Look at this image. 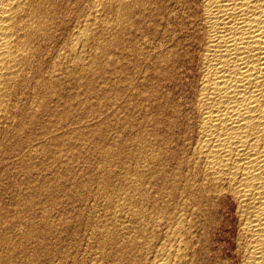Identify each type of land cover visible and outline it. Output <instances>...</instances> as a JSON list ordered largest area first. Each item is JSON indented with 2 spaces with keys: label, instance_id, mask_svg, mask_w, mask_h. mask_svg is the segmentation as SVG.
Instances as JSON below:
<instances>
[{
  "label": "bare ground",
  "instance_id": "1",
  "mask_svg": "<svg viewBox=\"0 0 264 264\" xmlns=\"http://www.w3.org/2000/svg\"><path fill=\"white\" fill-rule=\"evenodd\" d=\"M110 15L115 16L116 22L110 23V18H112L108 17ZM108 18L110 21H107ZM145 18L147 20H143ZM142 20L145 21V24L146 21L148 22L146 32L150 34L153 40L155 37L157 38L159 29L157 27L160 26L163 30L162 39L160 40L158 37L159 41L155 38L156 43L153 41L154 43L147 44L149 46L147 49L145 48V52L136 47L135 50L133 49L137 61L140 62L141 59L149 61L150 70L161 85L159 87L171 91L169 88L176 82L179 71L187 66L189 60H191L190 65L193 68L192 78L187 85L189 86L187 95L177 98L169 92L161 91L164 93L161 95L158 91L159 88L154 87L155 82L152 85L148 76L149 79L140 82H143L142 88L139 89L138 85L133 83L130 93L126 92L128 91L127 88L126 91L124 90L131 100L142 97L147 105H149L148 102H151L153 110L159 114V120H157L158 118L147 119V115V120H145L148 121V125L152 126V129L149 128L151 132L147 133L148 135L144 133L139 135V133L131 131L132 135L135 134L131 139L137 154L135 159L138 163L136 161L135 163L138 165L133 169L131 168L132 170L126 169L128 172L122 183L124 188L120 190L114 188L118 191H112V193L116 192V197H111L115 193L108 196V193L113 190L111 189L114 186L113 176L112 179L107 176L108 179L113 180L112 186L109 188L111 190L108 193L105 192L106 189L108 190V183L110 182V180L108 183L106 182L107 178L101 182L102 188H98H101L100 191L102 192L99 194H105L104 197L106 198L103 200H106L107 205L104 202L102 206L97 205L98 208H94L93 202V205L90 206L93 207V210L88 209L90 212L88 214H93V217L97 215L100 218L96 225L90 221L93 222L91 225L95 228L91 240L96 239L98 244L97 250L95 249V252L92 250L94 253L91 252L95 259L93 261L89 258L91 262L93 261L90 264H100L101 260H98L104 255L103 250L108 251L106 250L107 246H109L110 252H106L108 254H105L104 259L111 264H207L209 262L206 263L205 260L208 261V256L206 259L204 254L209 251L206 249V244L211 233L220 224L218 214L222 206H230L234 214L236 232L233 241V255L238 264H264V0H0V264H53L56 261L55 258L58 256L55 257L53 251L58 250L57 245L52 243L55 247L53 245L51 247L45 242L37 241L40 239L37 236V230L43 231V228H47H41L40 225L43 220L38 223L39 225L35 224L33 215L35 213L29 215V220L27 218V226L24 224L26 231L24 229V232L20 231L23 228L21 221L24 212H26V206L33 201L31 192L36 194L49 186L43 188L44 186L38 185L40 187L32 189L29 191L30 194L28 192L26 196L22 192L24 190L19 188L16 177L20 171L24 172V168L28 171L33 169L31 162L38 152V149H35V145H37L36 141L34 143L35 139L38 140L41 136L42 138L47 137L50 141H54V144L60 146L58 141H61L63 135L67 134L63 130L61 132V129L66 128L64 127L65 120H69L68 117H70L68 107L70 108V102L75 97H72L73 93L70 95L72 89H69V82L73 83L74 81L77 84L84 79L83 82L88 83L90 77L96 75L95 72L99 71V74L103 71L98 70L103 66L99 64L102 61L101 58L103 57L104 59H102L105 60L109 57L103 54L111 47L120 44L119 34L118 36L114 35L116 36L115 40L108 38L102 41L101 34H106L103 31L120 32L123 28V31L128 32L130 28L132 38L134 36L132 33L138 32L141 35L140 33L145 32V29L140 32L141 28H138ZM125 27H128V30ZM149 34L145 35L149 36ZM128 37H125V40L128 41ZM129 41L132 42L131 39ZM128 42L124 43L125 46H129L130 43L128 44ZM128 46L126 48L129 49ZM119 48L121 47L119 46ZM120 53L118 51V56ZM124 54L126 53L120 55L124 56ZM120 57L118 59L121 63ZM134 58L133 62H126L135 63ZM99 60L101 61L98 63ZM141 62L143 63V61ZM128 67L126 66V68ZM135 70L138 69L135 68ZM104 72L107 71L100 73V76L101 74L105 75ZM132 76L130 77L132 78ZM141 76L142 74L138 77ZM180 76L182 77V75ZM72 79L73 81H70ZM132 79L133 81L137 80V78ZM177 81L179 83V79ZM109 86L111 85L107 87ZM88 89V92L93 93L94 96L104 95V88L100 89L93 86ZM115 89L112 91L115 95L114 106L119 101V99L116 101L115 97L125 95L118 88ZM108 95L105 97L107 98ZM78 98L72 102L76 100L77 103ZM80 98L81 104L83 100L81 101ZM84 101L86 102V100ZM139 104L141 103L138 102L136 106L130 104V106L144 107V105L139 106ZM121 105H117L120 108L119 112L122 110ZM105 107L107 108V106ZM147 107L145 108L147 109ZM112 108L114 109V107ZM127 108L132 111L131 108ZM135 108L132 109L135 111ZM115 109L117 110V108ZM109 111L111 112L112 109ZM152 113L154 112H151V115ZM153 116L155 117V115ZM98 119L99 116L96 120ZM91 120L93 121L92 118ZM135 121H140V118L138 117ZM79 122L76 121L77 124ZM142 122L144 124L145 121ZM69 123L68 125H70ZM59 124L60 126L63 124V128L60 129ZM83 124L85 125L84 122ZM94 125L96 124L94 123ZM136 126L133 128L130 126V128L139 132L137 129L141 127L135 129ZM55 127H58L59 131ZM70 127L72 128V126ZM80 127L82 126L80 125ZM84 127L82 131H84ZM54 128L57 132L66 134L55 135L53 133ZM86 128L88 130L90 127ZM86 128L85 131H87ZM100 128L97 127V130ZM74 129L72 128V130ZM144 129L146 132L147 126ZM79 130L81 131V129ZM93 131L95 130L93 129ZM37 133L41 134L38 138L39 134ZM60 133L58 134L60 135ZM143 134L148 137L142 136ZM68 135L67 137L70 136ZM79 135L81 134L79 133ZM70 137L73 138L74 135ZM99 137L101 138V135L96 136V139ZM78 138L80 140V136ZM65 139H62V142L66 141ZM55 140H58L57 143ZM100 143L103 145L104 142L101 141ZM120 143L121 141H119ZM38 145L44 147V144ZM49 145L47 144V148L44 147V149L51 148ZM130 146L131 144H129ZM129 147L128 150L131 152L130 149L133 147L130 149ZM40 148L39 150L42 149ZM124 148L127 151V148ZM120 152L115 154H121L122 152ZM44 153H42L43 156ZM125 153L124 159L128 151L126 155ZM77 154L74 153V157H77ZM109 154H111L110 151L109 153L102 152V156H99L103 161L109 162L114 153L111 156ZM114 156L116 157V155ZM121 157L123 156L120 155L118 160ZM127 160H125L126 163ZM132 160L134 161V158ZM120 161L124 162L122 159ZM30 163L32 167H30ZM105 163L107 164V162ZM25 164L29 166L27 167ZM121 166H125V164H121ZM121 169L123 173V168ZM95 171L100 173L101 170ZM106 173L104 172V174ZM99 178L102 177L99 176ZM151 183L156 186L155 193L160 195L158 198H161V203L152 205L153 207L149 211L147 204L153 195L149 196L151 192H147L149 189H146V186ZM150 187L155 188L154 186ZM72 190L71 194L74 192L73 188ZM88 194L87 192L86 198ZM70 196L72 197V195ZM96 197L93 196L94 200ZM81 211L83 212L84 209ZM149 212L153 216L149 215ZM85 213L87 215V212ZM46 215L49 217V214ZM97 216L95 217L97 218ZM42 217L44 215L41 216V219ZM68 218L70 217L68 216ZM44 220L43 226H50V223L48 224V221ZM86 221L85 223L89 222ZM78 223L80 224V221ZM35 225L41 229L38 227L36 230ZM49 226L48 229L51 228ZM93 228H91L92 231ZM54 229H50V235H56L54 233L58 229ZM60 229L59 232L61 233ZM77 229L79 231L81 228ZM53 230L54 233H52ZM68 230L71 231L70 228ZM158 231L162 233L159 232V235L163 236H161L162 242L159 238L158 241L161 243H157L158 245L156 244L157 246L154 247L152 244L155 242L150 244V241ZM59 232L56 233L59 234ZM72 233H68V235ZM62 234H66V238H68L67 231ZM90 235L91 232L88 236ZM58 238L56 235V239ZM49 240L48 244H50ZM58 240L60 241V239ZM53 241L55 242V240ZM65 241L61 239V242L64 243ZM155 241L157 240L155 239ZM94 243L93 245H96ZM47 246L53 251L48 250ZM68 246L70 245L68 244ZM64 247L62 252L59 251L60 253L64 254L63 251H66V247ZM69 249H67L68 253L70 252ZM75 253L72 254L78 256L79 252L76 251ZM64 256L67 257V254ZM74 260L73 264H83L84 261H87L83 259V261L80 259L82 262ZM60 262L62 261L59 260V264ZM72 262L73 260H71Z\"/></svg>",
  "mask_w": 264,
  "mask_h": 264
},
{
  "label": "rangeland",
  "instance_id": "2",
  "mask_svg": "<svg viewBox=\"0 0 264 264\" xmlns=\"http://www.w3.org/2000/svg\"><path fill=\"white\" fill-rule=\"evenodd\" d=\"M163 1H166V0H163ZM109 18L110 17H112V18H110L111 19V21H110V19L108 18L107 19V21H110V23H114V21L116 20L115 19V16L114 15H110V16H108ZM143 20H147L146 18L145 19H143ZM142 20V21H143ZM141 21V22H142ZM116 22V21H115ZM141 22H140V25L138 26V28L140 29L141 28V30H140V32H142L143 30L142 29H145V32H142V33H140L141 35H139L138 34V32L136 33V34H134V33H132L134 36L133 37H135V38H131V31H130V28H129V33L127 32V31H123V28H122V31H114V32H112V31H107V30H105V31H103V33L104 32H106V34L104 33L103 35L101 34V40L102 41H105V40H107L108 38L109 39H111L112 40V38H113V40H115L116 38V36H114V35H117L118 36V34H119V37H120V44H119V46L121 47V48H119V46L117 47L116 45H115V47L113 48V47H111L110 49H108L107 50V52L111 55H109L107 52L105 53V54H103V55H106V57H108V58H105V60H103L102 58H101V60H99L98 61V63L101 61V63H99V64H101V65H103V66H101V65H99V66H101L98 70H100V71H107L108 72V74H107V72H104L105 73V75H102L101 74V76H100V73H102V72H100L99 74H98V72H95V74L96 75H94V76H92V77H90V79H89V82L88 83H86V81H85V83L83 82L84 81V79H83V81L82 82H79V83H77V84H75L74 83V81H73V79L72 80H70V81H73V83L72 82H69V84H68V86H69V89H72V90H70V95H72V93H73V95H72V97H76L77 96V94H78V97L80 96H82L81 98H80V100L82 101L83 100V102L80 104V101H79V98L78 97H76V98H78L77 99V103H76V100L74 101V102H72L74 99H76L75 97L72 99V103L70 102V105L72 106H70V108L68 107V112H69V116L70 117H68L69 118V120L68 119H66L65 120V122H66V124H64L65 126L64 127H70V126H72V128L74 129V128H77V129H74V130H72V128L70 127H68L69 128V131H68V128L65 130V129H61V128H63V124L60 126V124H59V128L61 129V132H62V130H63V132L65 131V132H67V134H69L70 136H72L73 137V135H74V137H75V135H77L75 138L76 139H78V140H76L74 137L73 138H71L69 135V137H67V134L66 133H63V134H66V135H63L62 133H60V132H57V131H59L58 130V127H55V128H57V131H56V129L54 130V134L55 135H58V136H61V134L63 135V138H61L60 140L61 141H58L59 143H60V146L59 145H57V144H54L52 141H50L47 137L45 138V137H43L42 138V136H41V134L40 133H37V134H39L38 136H37V138L39 137V136H41V137H39V139L37 140V139H35L34 140V143H36L37 145L38 144H40V145H42V144H44V147L45 148H47V144L49 145V146H51V148L50 147H48V150H45L44 149V147H43V145L42 146H40L39 147V145L37 146V145H35V149H38L37 151V156H36V154H35V156L33 157V159H32V165H33V171L32 170H30L31 171V173H30V171H28V170H26V168H24V172L22 171H20V173H18V175H17V177H16V180H17V182H18V184H19V188L20 189H23L24 191H22L23 192V194L24 195H28V194H30V192L29 191H32V189H34V188H36V187H40V186H38V185H41V186H44L43 188H45V187H48V188H45V192L44 191H42V192H40L39 191V193H33V192H31L32 193V198H33V201L31 202V203H28L27 204V206H26V212H24V215H23V217H22V221H21V223L23 224H21L22 225V230H20L21 232L23 231L24 232V230L26 231V224H28V220H29V215H32L33 213H35V214H33L34 215V222H35V224H37V225H39L38 223H40V221L41 220H43V221H41V228L42 227H46L47 229H45V228H43L42 230L43 231H38L37 230V228L39 227V226H37V225H35V229L37 230V236H38V238H40L39 240H37V239H35V240H37V241H39V242H42V243H46L47 245H49V246H51V245H53L54 243V245H57L56 247H58L57 249V254L55 255V253L56 252H54L52 249L50 250L49 249V247H48V250H50V251H53V253H54V256L56 257V256H58V257H56L55 259H56V261H55V259H54V263L53 264H59V260H61L62 262H60V264H64L66 261V263L65 264H70L71 263V260H73V262L71 263V264H73L74 263V259H76V261H81L82 259L83 260H87V261H84V263L83 264H90V263H93V261H94V255H93V253L97 250L96 248H98V244H97V242H96V239H93V240H91L92 239V232H94V230H95V228H93V226L91 225V224H93V222H94V224L96 225L97 224V221H98V219L100 220V218H98V216L97 215H94V217H93V214H88V212H89V210L90 209H92L93 210V207L94 208H98V206L99 205H103L104 204V202H105V204H106V200H103L104 198H106V197H104V195L103 194H99V193H102L100 190H101V188H102V181H103V179L105 178H107L108 179V177L110 176V179H112L111 177L113 176L114 178H113V180H114V186H112V183H113V180H110V179H108L106 182L108 183V181L110 180V182L108 183V185H109V187H108V190L106 191L105 190V192L106 193H108L111 189H113V190H111L108 194V196H111V194H113V193H115L114 195H112L111 197H113V198H115L116 196V192L118 191V190H120V189H122V188H124V184H122L123 182H124V179L123 178H125V175H127V170L129 169V170H132L133 168H135L138 164H136L135 163V161H136V159H135V157H136V153H135V148L132 146V137H134L135 136V134L133 133V135L131 134L132 132H136V133H139V135H141L142 133H144V134H149V132H151L150 131V129H152V126L149 124H147L148 123V121L146 122V120L147 119H157V120H159V114H157L154 110H153V107H152V103L151 102H148V104L150 105H147L146 103V101H143L142 100V97H139V98H137V99H133L134 101H136L135 103H137L138 104V102L139 103H141V104H139V106L140 105H144V107H142V106H140V107H136L137 108V110H136V108L135 107H133V106H130V104L131 105H134L135 103H134V101L133 100H131V99H129V97H127V94L128 93H130L129 91L131 90V84H133L134 83V85H138V87H139V89L140 88H142V83H140L141 81H144V80H146V79H149L150 80V82L152 83V85L154 84L153 82H155V85H157V86H155L154 85V87H156L157 89H158V91L161 93V95L162 94H164V93H167V92H169L173 97H181V96H183V95H187V90H188V87L189 86H187L188 84H189V82H191V79L190 78H192V74L191 73H193V68H192V66L190 65V61L191 60H189V65H188V63H187V66L185 67V68H183V70L182 71H179V75L177 76V78L179 79V83H178V79L176 80V82H174V86L175 87H170L169 89L171 90V91H169L168 89V91L166 90V88H164V87H162V89L160 88L161 87V85H160V83H158V81L156 80V78H154V75H153V72H152V70H150V64H149V61L147 62L146 60H142L141 59V61H143V63L141 62H139V61H137V57H136V55L134 54V51H133V49L135 50V47L136 48H138L139 50H142L143 52H145L146 51V49L148 48L147 46H149V45H147V44H149V43H156L157 41H159V39L161 40L162 39V37H163V30L161 29V27L160 26H158L157 28H159L158 29V34H157V41H156V39L154 38V40L150 37V34L148 33V32H146L147 31V21H146V24H145V21H143L144 22V25H143V22H142V24H141ZM144 26H145V28H144ZM125 28H127V30H128V27H125ZM124 28V30H126ZM139 29H138V31H139ZM113 33V35L111 36V34ZM119 32V33H118ZM162 32V33H161ZM109 34V35H108ZM145 34H149V36L148 35H145ZM125 35V36H124ZM127 35H130L129 37L127 36ZM142 35H144V36H142ZM139 36V37H138ZM143 37V38H141V37ZM128 37V39L130 40L131 39V41L132 42H130L129 40V42L127 41V40H125L126 38ZM158 37H159V39H158ZM121 38H123V39H121ZM137 38H139L138 40H137ZM148 38H150V39H148ZM141 39V40H140ZM144 39H145V41H144ZM152 39V40H151ZM122 40H123V42H122ZM128 42V44H129V46L128 47H130L129 49L128 48H126L127 46H125L126 44H124L125 42ZM144 43H143V42ZM151 41V42H150ZM154 41V42H153ZM135 42V43H134ZM142 42V43H141ZM122 43H123V45H122ZM140 43H141V45H140ZM133 44V45H132ZM137 44H138V47H137ZM144 44V45H143ZM123 47H122V46ZM134 45H136V46H134ZM132 47V48H131ZM140 47V48H139ZM143 49H142V48ZM115 48H117V49H115ZM123 48H124V50H123ZM126 48V49H125ZM146 48V49H145ZM113 49V50H112ZM114 49H115V51H114ZM128 49V50H127ZM121 50V51H120ZM131 52H130V51ZM145 50V51H144ZM113 51V52H112ZM118 51L119 52H121L122 53V55H123V53L125 52L126 54H124V56H121L120 54H119V56H118ZM133 51V52H132ZM128 52V53H127ZM116 55H115V54ZM134 54L133 56H132V54ZM113 54V55H112ZM108 55V56H107ZM122 58H121V57ZM115 57V58H114ZM118 57H120V60H121V63H120V61H119V59H118ZM125 57V58H124ZM133 57H135L134 58V60H136V61H134L135 63H129L130 61L131 62H133ZM107 59V60H106ZM115 59V60H114ZM123 59V60H122ZM132 59V60H131ZM110 60H112L111 62H110ZM119 62H118V61ZM139 60V59H138ZM103 61H105V62H103ZM124 61V62H123ZM126 61H129V62H126ZM103 62V63H102ZM123 62V63H122ZM126 62V64H124ZM139 62V63H138ZM107 63H108V65H107ZM110 63V64H109ZM117 63V64H116ZM138 63V64H137ZM106 64V65H105ZM135 64V65H134ZM140 64V65H139ZM104 65H105V67H104ZM121 65V66H120ZM125 65V66H124ZM134 66V68H133V66ZM137 65V66H136ZM143 65V66H142ZM145 65V66H144ZM149 65V66H148ZM119 66H120V68H119ZM123 66V67H122ZM126 66H129L128 68H126ZM130 66H131V68H130ZM136 66V67H135ZM103 67V69H101ZM139 67H141V68H139ZM146 67V68H145ZM124 68H126V69H124ZM135 68L136 69H138L137 71L135 70ZM142 68H144V69H142ZM114 69V70H113ZM132 69V70H131ZM142 69V70H141ZM147 69H149L148 71H146ZM139 70H141V71H139ZM144 70V71H143ZM136 71V72H135ZM185 71V72H184ZM187 71V72H186ZM189 71V72H188ZM122 72V73H121ZM136 74H135V73ZM148 74H147V73ZM151 72V73H150ZM181 72V73H180ZM189 73V74H188ZM112 74V75H111ZM135 74V75H134ZM140 74H142V78L141 77H138ZM152 76H151V75ZM133 75V76H132ZM138 75V76H137ZM180 75H182V77L180 76ZM107 76V77H106ZM130 76H132V78H137V80H139V81H137L136 79H135V81H133V79L130 77ZM144 76V77H143ZM147 76L149 77V78H147ZM120 77V78H119ZM124 77H125V79H124ZM128 77V78H127ZM132 79H130V78ZM180 77V78H179ZM189 77V78H188ZM98 78V79H97ZM151 78H152V80H151ZM183 78V79H182ZM113 79V80H112ZM119 79V80H118ZM121 79V80H120ZM142 79V80H141ZM190 79V80H189ZM111 80V81H110ZM131 80V81H130ZM130 81V82H129ZM133 81V82H132ZM119 82V83H118ZM139 82V83H138ZM188 82V83H187ZM71 83V84H70ZM82 83H83V85H82ZM94 83V84H93ZM102 83V84H101ZM115 83V84H114ZM125 83H128V84H126L125 85ZM136 83H138V84H136ZM159 85H158V84ZM99 84V85H98ZM130 84V85H129ZM73 85H74V87H73ZM77 85H79V86H77ZM83 87H82V86ZM108 85H111V86H109V87H111V88H113V89H115V87H116V89L118 88L119 90H121V93L122 94H125L124 96L123 95H120V97L121 96H123V97H115V100L116 101H118V99H119V101L118 102H116V103H118V104H116L115 106H114V93L112 92V91H114L113 89H109V87H107ZM114 87H113V86ZM123 85H125L124 87H123ZM127 85H129V86H127ZM97 87V88H100V89H103L104 88V95H101V96H99V97H97V96H94V94L93 93H91L90 94V92H88L89 91V89L88 88H91V87ZM118 86H121L120 88L118 87ZM160 86V87H159ZM79 87V88H78ZM123 87V88H122ZM129 87V88H128ZM77 88V89H76ZM106 88V89H105ZM109 90H108V89ZM128 89V91H126L127 89ZM75 89V90H74ZM88 89V90H87ZM115 89V90H116ZM122 89H123V91H122ZM126 89V90H125ZM81 90V91H80ZM106 90V91H105ZM126 92H128V93H126ZM82 91H84V92H82ZM108 91V92H107ZM164 92V93H162V92ZM77 94H76V93ZM87 92V93H86ZM112 92V93H111ZM75 93V94H74ZM83 93V94H82ZM108 93H109V95H108ZM121 93H119V94H121ZM89 94V95H88ZM93 94V95H92ZM113 96H112V95ZM106 95H108L107 96V98L105 97ZM94 96V97H93ZM85 97H86V99H85ZM97 97V98H96ZM126 97V98H125ZM109 98V99H108ZM113 98V99H112ZM128 98V99H127ZM88 99V100H87ZM123 101H121V100ZM124 99H125V102L127 101V102H129V103H125L124 102ZM139 99H140V101H142V102H140L139 101ZM84 100H86V102L84 101ZM129 100V101H128ZM138 100V101H137ZM102 101V102H101ZM113 103H112V102ZM123 104H122V103ZM79 103V104H78ZM133 103V104H132ZM103 104H104V106H103ZM112 105V107H114V109L111 107V105ZM122 104V105H121ZM128 105L127 107H129V108H131L130 110H132V111H129V109L126 107V105ZM137 104H135L134 106H136ZM58 105H60V104H58ZM84 105H86V106H84ZM117 105H121V108H122V110H120V112H119V106L117 107ZM148 107H147V106ZM94 107V109H92L93 107ZM105 106H107V108L105 107ZM123 106V107H122ZM74 107V108H73ZM80 107V108H79ZM88 107V108H87ZM110 107V108H109ZM125 107H126V109H125ZM145 107H147V109L145 108ZM105 108H106V111H105ZM115 108H117V110L115 109ZM132 108H135V111L132 109ZM143 108V109H142ZM145 108V109H144ZM86 109V110H85ZM111 110L112 109V113L109 111V110ZM81 110V111H80ZM95 110V111H94ZM114 110H116V111H114ZM125 110V111H124ZM143 110H145V111H143ZM152 110V111H151ZM114 111V112H113ZM137 111V112H136ZM147 111V112H146ZM74 112H75V114H74ZM144 112H145V114H144ZM151 112H154V113H152V115H151ZM76 113H77V115H76ZM81 113V115H79ZM106 113V114H105ZM110 113H111V116H110ZM115 113V114H114ZM123 113V114H122ZM127 113V114H126ZM141 113H143V114H141ZM72 114V115H71ZM85 114V115H84ZM140 114V115H139ZM87 115V116H86ZM103 115V116H102ZM139 115V116H138ZM147 115H148V118H147ZM149 115H151V117H153V118H149ZM153 115H155V117L153 116ZM157 115V116H156ZM71 116H73L72 118H71ZM92 116V117H91ZM99 116V119L98 120H96L97 119V117ZM101 116V117H100ZM110 116V117H109ZM124 116H126V117H124ZM140 116H142V117H140ZM89 117V118H88ZM94 117V118H93ZM96 117V118H95ZM107 117V118H106ZM109 117V118H108ZM140 118V121H135L137 118ZM75 118H76V120H75ZM91 118L93 119V121L91 120ZM127 118H129V119H127ZM132 118V119H131ZM136 118V119H135ZM142 118V119H141ZM147 118V119H146ZM73 121H72V120ZM82 119V120H81ZM86 119H88L89 121H87ZM103 119V120H102ZM106 119V120H105ZM131 119V120H130ZM146 119V120H145ZM125 120V121H124ZM139 120V119H138ZM59 121V120H58ZM57 121V122H58ZM61 121V120H60ZM64 121V120H63ZM70 123H69V122ZM76 121L77 122H79L78 124L76 123ZM85 121H87V122H85ZM96 121V122H95ZM102 121V122H101ZM132 121V122H131ZM142 121H145L144 122V124H143V122ZM72 122V123H71ZM83 122L85 123V125L83 124ZM89 122H91L90 124H89ZM93 122V123H92ZM130 124H129V123ZM133 122H134V125H133ZM140 122H142V123H140ZM68 123L70 124V125H68ZM88 123V124H87ZM94 123L96 124V125H94ZM99 123V124H98ZM147 125H146V124ZM75 124V125H74ZM85 126H83V125ZM141 124V125H140ZM77 125H79V126H77ZM80 125L82 126V127H80ZM91 125V126H90ZM96 127H94V126ZM99 125V126H98ZM118 125V126H117ZM135 125H137L136 126V128L135 129H137V128H139V126L141 127V128H139V129H137V130H139V132L138 131H136V130H134V129H131L130 128V126H132V128H133V126H135ZM104 126V127H103ZM142 126H145V127H142ZM146 126H147V128H148V132L146 131V132H144V130H146V129H144V128H146ZM149 126V127H148ZM84 127V131H82V128ZM86 127H90V128H88V130H87V128ZM92 127V128H91ZM97 127L98 128H104V130H103V128L101 129H98L97 130ZM106 127V128H105ZM125 127V128H124ZM85 128H86V130L88 131H85ZM116 128V129H115ZM130 128V129H129ZM150 128V129H149ZM79 129H81V131L79 130ZM90 129H92V130H90ZM93 129L96 131H93ZM121 131H120V130ZM144 129V130H143ZM71 130V131H70ZM76 130V131H75ZM78 130H79V132H78ZM100 130V131H99ZM117 130V131H116ZM142 130V131H141ZM55 131H56V133H55ZM90 131H92V132H90ZM99 131V132H98ZM104 131V132H103ZM108 131V132H107ZM130 131V132H129ZM132 131V132H131ZM71 134H70V133ZM74 132H76V133H74ZM101 132V133H100ZM119 132V133H118ZM141 132V133H140ZM58 133H60V135L58 134ZM78 133V134H77ZM79 133L81 134V135H79ZM84 133V134H83ZM98 137V136H100L101 135V138L99 137V138H97L96 139V136L94 135V134ZM98 133H100V134H98ZM104 135V138H102V136ZM131 134V135H130ZM142 135V136H144V137H146L145 135ZM84 135V136H83ZM90 135V136H89ZM93 135V136H92ZM123 135V136H122ZM130 135V136H129ZM66 136V137H65ZM80 136V140H79V137ZM81 137H82V139H81ZM91 137V138H90ZM127 137V138H126ZM148 137V136H147ZM64 138H66L65 140L68 142L69 140H72V141H69L68 143L66 142V141H64V142H62L63 140H64ZM83 138H85V139H83ZM121 138V139H120ZM46 139V140H45ZM48 139V140H47ZM63 139V140H62ZM73 139H75L76 140V142H75V140H73ZM98 139H99V143H98ZM114 139H116V140H114ZM125 139V140H124ZM42 141V142H44V143H42V142H40V141ZM82 140V141H81ZM95 140V141H94ZM130 140H131V142H130ZM36 141V142H35ZM46 141V142H45ZM56 141V140H55ZM57 141H56V143H57ZM80 141V142H79ZM85 141V142H84ZM101 141H103L104 143H102L103 145H101ZM119 141H121V143L119 144ZM54 144H52V143ZM74 143L73 145H72V143ZM116 142V143H115ZM42 143V144H41ZM58 143V144H59ZM62 143V144H61ZM63 143H65L64 145H63ZM69 143H71L70 145H71V147H70V145H69ZM46 144V145H45ZM66 144H68L67 146H66ZM77 144V145H76ZM96 144V145H95ZM121 144H122V147H121ZM126 144V145H125ZM129 144H131V146L133 147H129ZM79 145V146H78ZM83 146V147H82ZM114 146V147H113ZM119 146H120V148H119ZM126 147L127 149V151H128V154H127V151H125V148L124 147ZM77 147V148H76ZM90 147V148H89ZM99 147V148H98ZM128 147H129V149L130 148H132V149H130V151L131 152H129V150H128ZM39 148L41 149V150H39ZM71 148H72V150H71ZM76 148V149H75ZM80 148V149H79ZM111 148H112V150H111ZM120 149V150H118V149ZM122 148V149H121ZM124 148V149H123ZM49 149H51V150H49ZM79 149V150H78ZM87 149V150H86ZM94 149V150H93ZM106 149V150H105ZM43 150H45L44 152H43ZM78 150V151H77ZM85 150V151H84ZM90 150V151H89ZM97 150V151H96ZM103 150H105V151H103ZM110 151V153L111 154H109L110 156L113 154V156H111L110 157V161L108 162V161H103L102 159H101V157L100 156H102V152L103 153H109V151ZM116 150H118L121 154H115L116 152L118 153V151H116ZM124 150V151H123ZM41 152V155H42V153H44L45 155L43 156H41L40 155V152ZM72 151V152H71ZM79 152L78 154H77V152ZM95 151V152H94ZM113 151V152H112ZM26 152V151H25ZM84 153V155H83V153ZM91 152V153H90ZM94 152V153H93ZM99 152H101L100 154H99ZM126 152V153H125ZM132 152H134V153H132ZM39 153V154H38ZM48 153V154H47ZM71 153H73V154H71ZM74 153H75V155L77 154V157H74L75 155H74ZM82 153V154H81ZM87 153V154H86ZM124 153H125V159H124ZM130 153V154H129ZM100 156H99V155ZM39 155V156H38ZM73 155V156H72ZM114 155H116V157L114 156ZM118 155V156H117ZM120 155H122L123 157H121V159H122V161H124V162H121L120 160H118L119 158L118 157H120ZM129 155H132V156H129ZM49 156V157H48ZM81 156H83V157H81ZM84 156H85V158H84ZM93 157H95V158H93ZM114 157V158H113ZM132 157V158H131ZM46 158V159H45ZM77 158V159H76ZM82 158V159H81ZM97 158H98V160H97ZM134 158V161L132 160ZM57 159V160H56ZM109 159V158H108ZM115 159H117V160H115ZM124 159V160H123ZM126 159H128L127 161V163L125 162V160ZM41 160V161H40ZM44 160V161H43ZM86 160V161H85ZM95 160H96V162H95ZM130 160V161H129ZM91 161V162H90ZM115 161H120V162H115ZM132 161H133V163H132ZM44 162V163H43ZM105 162H107V164L105 163ZM130 162V163H129ZM137 163H138V161H136ZM26 163V162H25ZM31 163L29 164L30 165V167H32L31 166ZM101 163V164H100ZM105 163V164H104ZM119 164V165H117V164ZM123 165V164H125V166H121V164ZM129 163V164H128ZM135 163V164H134ZM126 164H128V165H126ZM134 164V165H133ZM28 165V166H29ZM35 165H37V166H35ZM91 167H90V166ZM133 165V166H132ZM25 166H27L26 164H25ZM27 166V167H28ZM89 166V167H88ZM93 166V167H92ZM97 166H98V168H97ZM118 166V167H117ZM121 166V167H120ZM127 166H128V168H127ZM29 167V168H30ZM34 167H36V168H34ZM100 167V168H99ZM106 167V168H105ZM117 167V168H116ZM121 168H123V173L124 172H126L125 174H123L122 173V169ZM132 168V169H131ZM101 170L100 171V173H99V171H98V173L100 174H98L95 170ZM106 169H108V170H106ZM111 169V170H110ZM115 171H114V170ZM126 171H125V170ZM26 170V171H25ZM103 170V171H102ZM91 171V172H90ZM113 171V172H112ZM118 171V172H117ZM121 171V172H120ZM29 173V175H28V173ZM104 172L106 173V174H104ZM26 173V175H24ZM101 173H103L102 175H101ZM110 173H112V175H110ZM31 174V175H30ZM123 174V175H122ZM103 175H104V177H103ZM118 175V176H117ZM89 176V177H88ZM99 176L100 177H102V178H99ZM108 176V177H107ZM117 176V177H116ZM122 176V177H121ZM124 176V177H123ZM71 179V180H70ZM102 179V180H101ZM118 179V180H117ZM120 179V180H119ZM75 180V181H74ZM78 180V181H77ZM89 180V181H88ZM122 180V181H121ZM74 181V182H73ZM91 181H92V183H91ZM116 181V182H115ZM73 184H72V183ZM99 182V183H98ZM118 182H121V183H118ZM74 183H75V185H74ZM117 183H118V185H117ZM42 184H45V185H42ZM72 184V185H71ZM106 184V183H105ZM34 187H33V186ZM48 185V186H47ZM107 185V184H106ZM122 186V187H120V186ZM148 186H146L147 188L146 189H149V190H147V192H151V193H153V194H151L150 193V195L149 196H151V195H153V197L151 196L150 198H152L150 201H151V203H150V201L148 202L149 204H147L148 206V210L150 211V209L153 207V206H155V205H159L161 202H160V199L161 198H158V197H160V195H157L155 192H156V186L155 185H153L152 183L149 185V184H147ZM52 186V187H51ZM74 186V187H73ZM86 186V187H85ZM98 186V187H97ZM112 186V187H111ZM150 186H154L155 188L153 189V187H150ZM31 187V188H30ZM33 187V188H32ZM99 187H101L100 189H98ZM111 187V189H109ZM149 187V188H148ZM29 188V189H28ZM72 188L74 189V192L71 194L70 192H72L73 190H72ZM80 188V189H79ZM117 189L118 188V190H115V189ZM150 188H152V190H150ZM25 189H27V190H25ZM46 189H47V191H46ZM61 191H60V190ZM85 189H87V190H85ZM75 190H77L76 192H78L77 193V195H76V192H75ZM53 191V192H52ZM85 191H87L89 194H91V195H87V198H86V194H87V192H85ZM98 191H100V192H98ZM112 191H116V192H113L112 193ZM29 192V193H28ZM83 192V193H82ZM26 193V194H25ZM28 193V194H27ZM43 193V194H42ZM45 193V194H44ZM33 194H34V196H33ZM41 196H40V195ZM74 194V195H73ZM85 195V198H83L84 197V195ZM155 194V195H154ZM70 195H72V197L70 196ZM102 195V196H101ZM25 196V197H26ZM36 196V197H35ZM44 196V197H43ZM70 196V197H69ZM75 196V197H74ZM79 196V197H78ZM93 196H97L96 198H95V200H94V198H93ZM101 196V197H100ZM4 197H6V196H4ZM74 197V198H73ZM89 197H91V198H89ZM103 197V198H102ZM39 198V199H38ZM72 198V199H71ZM80 198V200H78V199ZM149 198V199H150ZM155 198H158L157 200L155 199ZM6 199V198H5ZM45 199V200H44ZM81 199H82V202H81ZM100 199H101V202H103V203H101L100 202ZM153 199H155V200H153ZM76 200H78V201H76ZM96 200H97V202H96ZM153 200V201H152ZM47 201V202H46ZM71 201V202H70ZM98 201H99V204H98ZM158 202V203H155V202ZM41 202V203H40ZM46 202V203H45ZM93 202H94V205H98L97 207L96 206H94L93 205ZM43 203V204H42ZM101 203V204H100ZM155 203V204H154ZM89 204V205H88ZM87 205V206H86ZM93 205V207H90V206H92ZM107 205V204H106ZM153 205V206H152ZM151 206V207H150ZM83 207V208H82ZM46 209V210H45ZM76 209H78V210H80V211H78V210H76ZM84 209V213L85 212H87V215H92V217H89V218H92L91 220L87 217V215H86V213L85 214H82L83 212L81 211V210H83ZM86 209V210H85ZM89 209V210H88ZM104 209H105V206H104ZM88 210V211H87ZM27 211H29L28 213H27ZM46 211H48V212H46ZM220 212H219V214H218V218L220 219V224L218 225V227L211 233V237H210V239L208 240V243L206 244V249H208L207 251H209L208 253H205L204 254V257H206V259H207V256H208V261L207 260H205L206 261V263L207 262H209V263H207V264H210V262H211V264L213 263V264H238V262H237V259L235 258V256L233 255V249H234V236H235V219H234V214H233V211H232V208L230 207V206H222L221 207V209L219 210ZM44 212V214H42ZM79 212V213H78ZM82 212V213H81ZM49 214L48 216L49 217H47V215L46 214ZM90 213V212H89ZM27 214H28V216H27ZM84 215L83 217L82 216H80V215ZM232 214V215H231ZM42 215H44V217H42V219H41V216ZM78 216V218H77V216ZM85 215H86V218H87V221H86V219H85ZM149 215H152L153 216V214H151L150 212H149ZM68 216L70 217V218H68ZM81 218H80V217ZM95 216H97V218L95 217ZM101 216V215H100ZM25 217V218H24ZM31 217H33V216H31ZM47 217V218H46ZM27 218H28V220H27ZM46 219V221H48V224L50 223V226L49 225H44L43 226V224H45V220L44 219ZM49 218V219H48ZM84 218V219H83ZM95 218V219H94ZM48 219V220H47ZM76 219H79V220H77L76 221ZM81 219V220H80ZM96 220V221H94V220ZM83 220H84V222H83ZM49 221H51L52 222V224H51V222H49ZM78 221H80V224H82V222H83V224L85 223V221L86 222H88L89 223V225H88V223H85L84 225L82 224V226H80V224L78 223L77 224V222ZM90 221H93V222H90ZM37 222V223H36ZM96 222V223H95ZM234 222V223H233ZM43 223V224H42ZM53 223H55V224H53ZM56 223H59L58 225H59V227H58V225L56 224ZM62 224V226H61V224ZM26 226H25V225ZM79 225V226H77V225ZM55 227H54V226ZM86 225H87V227H86ZM91 225V226H90ZM232 225V226H231ZM48 226L49 227H51V228H49L48 229ZM52 226H53V228H52ZM76 226V227H75ZM89 226H90V229H89ZM98 226V225H97ZM58 227V228H57ZM62 227V229H60ZM75 227V228H74ZM83 227V228H82ZM86 227V228H85ZM232 227H233V229H232ZM40 228V227H39ZM40 228V229H41ZM55 228V229H54ZM71 229V231H72V229H73V233L75 234L76 232V234L74 235L70 230H68V229ZM77 228H81L79 231H78V229ZM91 228H93V231H92V229ZM24 229V230H23ZM50 229H54V230H57L58 229V231H56V232H59V229H60V231H61V233L59 232V234L58 233H56L54 230H53V232L52 233H54V234H56L57 235V238H58V236H59V238L58 239H60V241L58 240V239H56V235H53V234H49V233H51L50 232ZM44 230H46V231H44ZM91 230V231H90ZM48 231V232H47ZM52 231V230H51ZM64 231H65V233H66V231H67V235H68V233L70 234V233H72L71 235H68L67 237L68 238H66V234L64 235V234H62V233H64ZM70 231V232H69ZM87 231V232H86ZM90 232H91V235L90 236H88L89 234H90ZM160 231H158L156 234H154V237H152L153 239H151V241H150V244H152V243H154V244H152L154 247H156L158 244L157 243H161L162 242V238H161V236L162 235H159L160 233H159ZM39 233H42V234H40L39 235ZM44 233V234H43ZM46 233V234H45ZM88 234V235H87ZM162 234V233H161ZM53 235V236H52ZM63 235V236H62ZM73 235H74V237H73ZM156 235V236H155ZM61 236H62V238H61ZM41 237H42V239H44V240H42L41 239ZM50 237H52V238H50ZM70 237H73V238H70ZM156 237V238H155ZM163 237V236H162ZM47 238V239H46ZM94 238V237H93ZM159 238H160V241H158L159 240ZM50 239V240H49ZM61 239H62V241L63 240H66L67 241V243H66V241L63 243V242H61ZM68 239V240H67ZM72 239V240H71ZM76 239V240H75ZM88 239V240H87ZM155 239L157 240V241H155ZM47 240V241H46ZM48 240H49V243L50 244H48ZM53 240H55V242L53 241ZM82 240V241H81ZM73 241H77L76 243L74 242V244H72L73 243ZM80 241V242H79ZM93 242L94 243V241H95V243L94 244H96V245H93V243H91V242ZM154 241V242H153ZM57 242V243H56ZM62 243V244H60V243ZM53 243V244H52ZM66 243V244H65ZM90 243V245L88 246V244ZM60 244V245H59ZM65 244V245H64ZM68 244L70 245V246H68ZM78 244V245H77ZM84 244V245H83ZM157 244V245H156ZM53 245V246H54ZM65 246L64 248L66 249V251L64 250L63 252H64V254H67V257L66 256H64V254L63 253H60V252H62L61 250H63V247H60V246ZM78 247H77V246ZM94 246V248H93V246ZM209 245V246H208ZM72 246V247H71ZM92 246V247H91ZM96 246V247H95ZM52 247V246H51ZM55 247V246H54ZM80 247V248H79ZM88 248L87 249V251H86V249H84V248ZM59 248H61L60 250H59ZM70 248V249H69ZM73 248V249H72ZM93 248V249H92ZM109 248V246H107L106 247V250H108L109 252H110V250L108 249ZM67 249H69V253H68V251H67ZM83 249V250H82ZM96 249V250H95ZM79 250H82V251H79ZM84 250H85V252H84ZM88 250H89V253H87L88 252ZM94 252H93V251ZM60 251V252H59ZM76 251H78L79 253H78V256L77 255H73L72 253L74 252V254H76L75 252ZM108 251H105V250H103V252H104V257L102 256L98 261H102V263H101V261H100V264H111V262L109 263V262H106V260L104 259L105 258V254H108V253H106V252H108ZM66 252V253H65ZM91 252H93V253H91ZM59 253V254H58ZM70 253H71V255H70ZM84 253H85V256H84ZM63 254V255H62ZM83 256H82V255ZM91 254V255H90ZM207 254V255H206ZM60 255V256H59ZM68 255H70V256H72V257H70V256H68ZM87 255H88V257H87ZM93 255V256H92ZM75 256V257H74ZM90 256H92V257H90ZM60 257V258H59ZM66 257V258H65ZM69 257V258H68ZM77 257H78V259L80 258V257H82V258H80L79 260L77 259ZM68 258V259H67ZM93 260L92 262H91V260ZM93 258V259H92ZM104 259V261H103V259ZM59 259V260H58ZM67 259V260H66ZM71 259V260H70ZM82 260V261H83ZM209 260H211V261H209ZM63 261H64V263H63ZM69 261V262H68ZM81 261V262H82ZM58 262V263H57ZM232 262V263H231Z\"/></svg>",
  "mask_w": 264,
  "mask_h": 264
}]
</instances>
